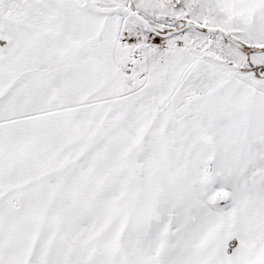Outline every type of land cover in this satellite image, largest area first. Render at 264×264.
<instances>
[{"label":"snow or ice","instance_id":"6c2138e0","mask_svg":"<svg viewBox=\"0 0 264 264\" xmlns=\"http://www.w3.org/2000/svg\"><path fill=\"white\" fill-rule=\"evenodd\" d=\"M0 264H264V0H0Z\"/></svg>","mask_w":264,"mask_h":264}]
</instances>
